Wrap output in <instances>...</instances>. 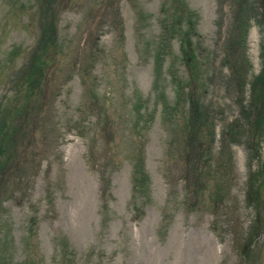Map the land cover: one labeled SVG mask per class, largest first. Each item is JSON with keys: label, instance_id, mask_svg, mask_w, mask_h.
Instances as JSON below:
<instances>
[{"label": "rangeland", "instance_id": "374dc122", "mask_svg": "<svg viewBox=\"0 0 264 264\" xmlns=\"http://www.w3.org/2000/svg\"><path fill=\"white\" fill-rule=\"evenodd\" d=\"M263 61L264 0H0V264H264Z\"/></svg>", "mask_w": 264, "mask_h": 264}, {"label": "trees", "instance_id": "16d2710c", "mask_svg": "<svg viewBox=\"0 0 264 264\" xmlns=\"http://www.w3.org/2000/svg\"><path fill=\"white\" fill-rule=\"evenodd\" d=\"M52 28H53V21H52V20H49V23H48V30H52ZM263 73H264V61H263V72H261V74L257 76L258 78L256 77L255 82H254V84H253V91H254V85L258 83V81L260 80V78H261V76H262ZM5 127H7V126H5V125H0V128H2V129L5 128ZM140 187H141V186L138 185V184H136V186H134V184H133L134 195L136 194V190H137L138 188H140Z\"/></svg>", "mask_w": 264, "mask_h": 264}]
</instances>
